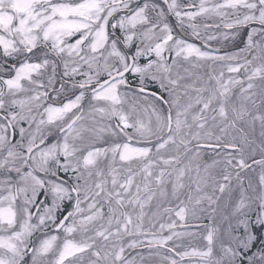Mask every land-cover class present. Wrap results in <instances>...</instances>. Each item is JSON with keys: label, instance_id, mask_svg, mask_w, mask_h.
I'll use <instances>...</instances> for the list:
<instances>
[{"label": "snow or ice", "instance_id": "1", "mask_svg": "<svg viewBox=\"0 0 264 264\" xmlns=\"http://www.w3.org/2000/svg\"><path fill=\"white\" fill-rule=\"evenodd\" d=\"M0 264H264V0H0Z\"/></svg>", "mask_w": 264, "mask_h": 264}, {"label": "rangeland", "instance_id": "2", "mask_svg": "<svg viewBox=\"0 0 264 264\" xmlns=\"http://www.w3.org/2000/svg\"><path fill=\"white\" fill-rule=\"evenodd\" d=\"M213 46L216 47L217 45L214 44ZM257 132H258V129H257ZM205 154H207V153H205ZM208 154L209 155H207V159H205V157L203 156L204 162H211V158H212L213 154L212 153H208ZM255 157L260 159V156L258 153L255 155ZM250 161L251 160H248V163H250ZM253 168L255 169V172H248L247 175L249 177H252L253 179H256L258 177V174L260 173L261 169L257 165H253ZM242 175H243V173H242Z\"/></svg>", "mask_w": 264, "mask_h": 264}, {"label": "trees", "instance_id": "3", "mask_svg": "<svg viewBox=\"0 0 264 264\" xmlns=\"http://www.w3.org/2000/svg\"><path fill=\"white\" fill-rule=\"evenodd\" d=\"M257 129L259 130L258 122H257ZM207 155H209V154L208 153L207 154H204L205 159H207ZM254 159H257L258 160V158H256V157H254ZM251 163H252V161H250L249 164H251ZM154 204H155V202H154ZM164 206H168V204L165 203ZM172 206H175V202H173ZM154 210H155V207L153 206V208L151 209V211H154ZM163 220H167V216L166 215L163 217ZM205 222H207V221H205ZM165 234H167V233H165ZM136 251H139V250H136ZM134 254H135V252H133V255Z\"/></svg>", "mask_w": 264, "mask_h": 264}]
</instances>
